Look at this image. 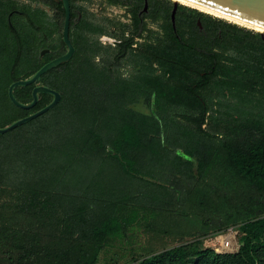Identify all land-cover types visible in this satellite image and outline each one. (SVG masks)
I'll list each match as a JSON object with an SVG mask.
<instances>
[{
	"label": "trees",
	"instance_id": "trees-1",
	"mask_svg": "<svg viewBox=\"0 0 264 264\" xmlns=\"http://www.w3.org/2000/svg\"><path fill=\"white\" fill-rule=\"evenodd\" d=\"M61 8L64 12L62 3ZM139 11L133 8L136 27ZM24 13L28 29L14 22L13 30L6 19L0 33V127L53 100V93L42 91L35 106L23 108L10 98L9 86L65 49L62 36L47 40L39 35L34 14ZM76 17L73 56L39 81L60 91L61 100L0 133V264H100L103 249L135 238V221L146 235L145 252L122 264H264V125L225 137L207 127L212 116L205 91L219 74L218 54L204 50L210 64L198 66L158 52L153 60L165 67L163 74L122 81L104 59H96L98 43L92 46ZM218 20V27L264 48L259 31ZM173 39L179 47L198 50L177 35ZM47 41L57 46L42 55ZM124 44L130 48L132 39ZM35 86L16 85V97L31 102ZM139 94L146 96L149 112L132 106ZM192 155L199 161L197 172L186 157ZM150 160L163 166L170 161L182 175L174 190L161 186L170 195L161 196L158 208L143 207L148 213L140 216L124 196L125 177H133L134 164ZM230 226L240 229L238 251L205 246V237ZM187 237L194 240L158 246L162 239Z\"/></svg>",
	"mask_w": 264,
	"mask_h": 264
},
{
	"label": "rangeland",
	"instance_id": "rangeland-1",
	"mask_svg": "<svg viewBox=\"0 0 264 264\" xmlns=\"http://www.w3.org/2000/svg\"><path fill=\"white\" fill-rule=\"evenodd\" d=\"M147 1L145 10V0H75L78 11L77 25L88 31V39L92 46H96L94 43L97 42L100 48L96 59H104L106 65L111 66L122 81L127 79L130 83H136L142 77L156 79L158 74L164 73L165 67L153 60L155 53L181 57L193 65L204 66L210 64V59L203 54L204 50L215 51L219 57L220 68L219 74L205 91V97L210 105V117L212 116L211 124L209 123L207 127L224 137L226 133L232 135L236 129L245 128L250 132L258 126L262 127L264 48L260 43L245 37L242 33H234L228 28L217 26L218 19L233 21L181 2L177 8L174 26L171 16L173 0ZM181 5L196 8L212 17H198L193 11ZM41 6L42 2L39 0H0V33L6 28L5 21L11 8L29 11L38 21L42 18ZM136 6L142 15L138 27L135 26L133 17V8ZM21 18L14 15L13 20L19 28L28 29V24ZM173 35L194 43L198 50L177 46ZM129 39H132L133 44L126 49L124 43ZM45 46L49 47L48 52H51L57 44L48 42ZM147 50L149 51L145 52ZM137 97H141V100L137 103L135 101L132 106L140 111L149 112V104L144 98L146 96L139 94ZM186 157L191 160L193 171L197 172L199 169L197 157L193 155ZM133 166L136 169H131L132 174L129 173L133 177H125V185L128 186L123 192L124 196L128 195L129 208H138L141 216L142 213H148L144 212V208L150 207L152 210L160 205L161 196L169 197L170 194L168 192L166 194V191L174 190L172 186L182 174L170 161L166 166L155 160H150L148 164L139 162ZM162 185L169 189L164 191ZM131 229L135 231L132 232L135 238L131 242L123 240L103 249L100 264H122L133 255L144 254L142 247L146 244V235L142 227L135 221ZM175 239L167 238L165 241L162 239L158 246L163 249L194 240L188 237Z\"/></svg>",
	"mask_w": 264,
	"mask_h": 264
},
{
	"label": "water",
	"instance_id": "water-1",
	"mask_svg": "<svg viewBox=\"0 0 264 264\" xmlns=\"http://www.w3.org/2000/svg\"><path fill=\"white\" fill-rule=\"evenodd\" d=\"M190 1L204 5L206 7H210L217 11L232 15L233 17L243 19L249 23H253L255 25H260L264 27V0H190ZM62 2L64 4L65 11H66L63 35H64V40L66 44L68 45L67 51L49 60L48 62H46L31 77L16 80L9 86L10 98L15 104L23 108H32L33 106H35L39 98V92H42V91L53 93L54 98L50 103H48L46 106L42 107L41 109L16 120L15 122L11 123L10 125L6 127H0V133H4L12 128L17 127L18 125L28 120H31L45 113L46 111L51 109L61 100L62 94L60 91L54 88H51L47 85L40 84L39 81H40V77L42 76V74H44L46 71H48L52 67L70 59L75 52V45L73 44V41L70 37L71 0H62ZM173 2H174V7L172 10L171 16H172L173 24L175 26L176 12L179 6V1L173 0ZM147 5H148V1L146 0L145 6L147 7ZM259 32L264 37V31H259ZM30 83H36V86L33 88V91H32L33 100L31 102L24 103L16 97L14 88L18 84H30Z\"/></svg>",
	"mask_w": 264,
	"mask_h": 264
},
{
	"label": "flooded vegetation",
	"instance_id": "flooded-vegetation-1",
	"mask_svg": "<svg viewBox=\"0 0 264 264\" xmlns=\"http://www.w3.org/2000/svg\"><path fill=\"white\" fill-rule=\"evenodd\" d=\"M39 1L42 2V6L40 8L42 18L37 21V25H36L39 35L43 36L47 40H50L53 37L62 36L63 42H64L63 47H65L64 49V53H65L68 49V45L66 44L64 40V35H63L64 22H65V16H66L64 4L62 0H39ZM61 3L63 4L64 12H62ZM145 10H146V6H145ZM77 14H78V11L75 6V0L73 1L71 0L70 37H71V32L73 31V28L75 27L74 17L77 16ZM14 15H19L20 17H22L21 18L22 20L25 19V13L22 9L11 8L7 16V21L10 25V28H12L13 30L17 29V26L15 25L14 20H13ZM139 16L141 19L142 17L141 13H139ZM48 50H49V47L43 46L42 52H41L42 55L46 54ZM75 50H76V47H75Z\"/></svg>",
	"mask_w": 264,
	"mask_h": 264
},
{
	"label": "built area",
	"instance_id": "built-area-1",
	"mask_svg": "<svg viewBox=\"0 0 264 264\" xmlns=\"http://www.w3.org/2000/svg\"><path fill=\"white\" fill-rule=\"evenodd\" d=\"M204 244L219 253L236 252L241 246L240 229L230 226L227 229L205 237Z\"/></svg>",
	"mask_w": 264,
	"mask_h": 264
},
{
	"label": "bare ground",
	"instance_id": "bare-ground-1",
	"mask_svg": "<svg viewBox=\"0 0 264 264\" xmlns=\"http://www.w3.org/2000/svg\"><path fill=\"white\" fill-rule=\"evenodd\" d=\"M174 1H179L181 3H184V4H187V5H190V6H194V7H197L199 8L200 10H203L205 12H208V13H211V14H214L216 16H219V17H222V18H225L227 20H230V21H233V22H236V23H239L241 25H244V26H247V27H250V28H253L255 30H259V31H264V27L263 26H260V25H255L253 23H249L243 19H240V18H237V17H233L232 15H229V14H226V13H223V12H220V11H217L215 9H212L210 7H206L204 5H201V4H198V3H195L193 1H190V0H174Z\"/></svg>",
	"mask_w": 264,
	"mask_h": 264
}]
</instances>
